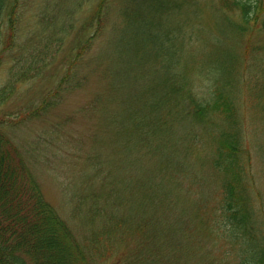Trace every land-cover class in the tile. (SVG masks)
Masks as SVG:
<instances>
[{
	"label": "trees",
	"instance_id": "trees-1",
	"mask_svg": "<svg viewBox=\"0 0 264 264\" xmlns=\"http://www.w3.org/2000/svg\"><path fill=\"white\" fill-rule=\"evenodd\" d=\"M115 1L98 0L77 28L85 0H0V264H95L124 242L132 245L120 264H264V140L256 146L249 131L258 120L264 139V0H210V24L200 20L201 0H121L108 24ZM109 33L116 60L152 74L136 97L132 77L112 87L131 120L115 123L122 159L135 170L128 153L137 147L151 167L141 178L100 169L101 189L84 194L87 223L99 224L78 239L7 127L52 104L18 101L65 44L76 57L68 82L77 74L70 63ZM110 230L119 241L106 246L98 236Z\"/></svg>",
	"mask_w": 264,
	"mask_h": 264
},
{
	"label": "rangeland",
	"instance_id": "rangeland-1",
	"mask_svg": "<svg viewBox=\"0 0 264 264\" xmlns=\"http://www.w3.org/2000/svg\"><path fill=\"white\" fill-rule=\"evenodd\" d=\"M119 2L120 0H117V4L111 2L109 5L108 24L115 19V14H118ZM97 3L98 0H85L83 5L80 4L76 14L77 28L82 18L92 12ZM199 7L202 21L210 24L212 21L210 0H201ZM156 17L154 15V18ZM170 21L167 25L175 27L176 21ZM111 37L110 33L100 36L91 48L78 58L76 64L70 63L73 65L72 70L77 74L68 82L63 81V76L68 70L66 63L76 57L74 54L70 56L69 44H65L66 51L59 54L53 66L42 78L35 82L30 81L25 88L23 86L26 90H23V98L20 97L18 101V104L30 101L33 105H40L44 96L49 98L52 104L40 117H32L15 128L7 127V133L15 141L12 140V143L14 145L17 143L15 148L25 156L33 171L32 174L39 180L44 197L68 222L78 239H84L83 235L96 230L99 224L94 220L90 224L87 223L90 200H86L84 194L90 197L101 189L100 169L107 170L112 166L109 172L114 178H141L145 170L151 167L137 147L130 149L128 153V158L139 162L135 170H129V166L122 159L123 155L117 141L125 137L123 134L115 133L117 131L115 123L119 115H123L122 120L126 117L127 125L130 119L124 103L122 108L120 93L112 87L123 82L124 78L132 77L134 83L129 86L128 92L133 91L131 95L136 97L139 94L137 91L144 90L152 74L147 67L146 73L139 77L138 74L141 73L134 74L127 62H120L118 59L117 61L112 55ZM122 88L128 89V85ZM19 115L23 113L19 112ZM257 122L258 120H255L249 127L250 140L256 146L264 140L258 132ZM103 162L106 163V167H101ZM254 171L260 178L258 171L256 169ZM142 172L143 175L140 176ZM204 172L202 169V173ZM207 184L204 182L203 186ZM257 186L264 199V180L261 179ZM107 192L108 190H102L100 194L106 195ZM114 231L100 234L98 236L100 242L106 246L111 242L117 243L119 241L117 234L110 239ZM124 243L126 244L120 245L116 251L108 247L105 258L110 259L112 264H120L126 248L132 245ZM108 259H98L95 264H110L107 263Z\"/></svg>",
	"mask_w": 264,
	"mask_h": 264
}]
</instances>
